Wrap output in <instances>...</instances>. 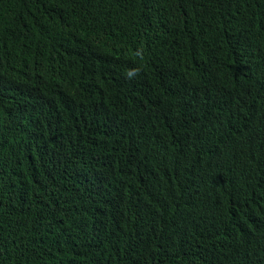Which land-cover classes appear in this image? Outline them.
<instances>
[{
    "label": "trees",
    "instance_id": "obj_1",
    "mask_svg": "<svg viewBox=\"0 0 264 264\" xmlns=\"http://www.w3.org/2000/svg\"><path fill=\"white\" fill-rule=\"evenodd\" d=\"M257 48L264 0H0V264H264Z\"/></svg>",
    "mask_w": 264,
    "mask_h": 264
},
{
    "label": "clouds",
    "instance_id": "obj_2",
    "mask_svg": "<svg viewBox=\"0 0 264 264\" xmlns=\"http://www.w3.org/2000/svg\"><path fill=\"white\" fill-rule=\"evenodd\" d=\"M255 51L257 52L258 57L260 59H264V50H262V48H257V50H255ZM137 55H140V53L138 52ZM263 63H264V61H263ZM135 74H138V73L128 72L126 75H127L128 79H132V78H134Z\"/></svg>",
    "mask_w": 264,
    "mask_h": 264
}]
</instances>
